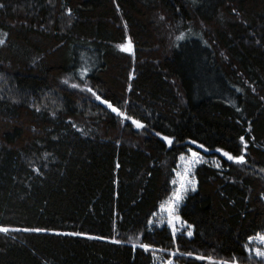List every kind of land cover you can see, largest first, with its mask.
Returning <instances> with one entry per match:
<instances>
[{"label": "trees", "instance_id": "obj_1", "mask_svg": "<svg viewBox=\"0 0 264 264\" xmlns=\"http://www.w3.org/2000/svg\"><path fill=\"white\" fill-rule=\"evenodd\" d=\"M0 40V227L44 230L0 233V264H264L226 252L264 231V0H0ZM189 149L221 168L195 167L174 242L149 221Z\"/></svg>", "mask_w": 264, "mask_h": 264}, {"label": "snow or ice", "instance_id": "obj_2", "mask_svg": "<svg viewBox=\"0 0 264 264\" xmlns=\"http://www.w3.org/2000/svg\"><path fill=\"white\" fill-rule=\"evenodd\" d=\"M182 37H178V39H180ZM4 41L0 40V44H3ZM116 47L119 49V51L121 52H126L128 54L132 53V43L131 40L128 39L126 40L125 43H121L116 45ZM84 78V73L82 72L81 74V79ZM131 78V75H130ZM65 84L68 83L67 80L64 81ZM72 88H77L78 85L76 84H72L71 85ZM82 91H87L90 92L91 95L93 97H95V99L97 101H99L101 104H104L107 108H109L113 113H115L117 116L121 117V120H131V123L137 128H143L144 125L142 123H140L139 121L133 119L130 116L125 115L124 113H122L117 107L113 106L112 103H110L109 101H107L106 99H102L100 96H98L96 94V92H94L91 88H82ZM157 135L159 136L160 133H157ZM161 139L164 140V142L166 144L171 145L172 144V140L166 136H161ZM190 144H195V141H189ZM240 143L242 145H244V147H247V145L245 144V138L244 137H240ZM198 148H202L203 145H197ZM191 151V149H190ZM205 151H207V149H205ZM217 152H220L222 156H224L227 160L231 161L232 163L238 164V165H242L244 164L245 161V155H244V150L243 148L240 150L241 154L240 155H233L228 151H223L220 148L216 149ZM185 157H181V160H184ZM201 157L199 156L198 152L195 151H191V158H190V162H189V168L185 169V172L183 174L181 173H177L178 177H179V184L180 186L175 188L172 196L169 197L168 200L164 201L161 205V211L163 212H167L168 214V226L170 228H172L173 231V241L175 242V233H176V229L174 227L175 222L179 221L181 224H183V221L180 220V217L178 215H176V210L179 207L180 202L183 200V196H184V192L187 191V185L189 183H191V181H188L186 179L187 173L190 171L191 167L195 164L200 162ZM177 181L173 180V184H176ZM262 199H264V196L261 197ZM155 215V213H154ZM149 223H151V221H149ZM191 227L192 225H187V228L189 229L187 232L188 236L192 235L191 232ZM10 231H24V232H42L44 231L43 229H10L8 227H0V233H3L5 235H7ZM63 234V233H61ZM66 235H80L79 233H67ZM90 239H92L93 237H89ZM253 239L258 240L260 243L264 244V234H260L258 233L257 236L255 238L253 237H249V244H251V242L253 241ZM113 243H120V241H112ZM132 247L135 249L137 247V245L133 244ZM139 247L143 248L145 251L149 250V245L147 244H140ZM248 250V249H246ZM255 252V255L261 259H264V250H261L259 248L254 249L253 250ZM186 255L191 256L192 253H187ZM195 259L197 260H207L208 264H228V262L226 261H217L215 260L213 257L209 256V257H203V256H196ZM169 264H171V262H169ZM232 264H236L235 259L233 258L232 260Z\"/></svg>", "mask_w": 264, "mask_h": 264}, {"label": "rangeland", "instance_id": "obj_3", "mask_svg": "<svg viewBox=\"0 0 264 264\" xmlns=\"http://www.w3.org/2000/svg\"><path fill=\"white\" fill-rule=\"evenodd\" d=\"M191 151L198 152L199 156L201 157V160H200V162L195 163L191 167L190 171L187 173L186 179L188 181H191V183H189L187 185V191L184 192L183 200L189 194H192L196 190V181H195V175H194V170H195L196 166H198L200 164H207V165H211V166L216 167V168H221V163H220V161L218 160L217 157L210 156V155H205L202 152H199L198 150H194V149H191ZM191 151L189 149L187 154L181 155L178 158V162H177L176 168L174 170V177L172 179V184H171L172 190H171V193H170L169 197L172 196V193H173L174 189L180 186L179 177H178L177 173L183 174L185 172V169L189 168V162H190V158H191ZM182 156L185 157L184 160H181ZM173 180H176L177 183L173 184ZM169 197L166 200H168ZM166 200H164V201H166ZM183 200L180 202L179 207L176 210V215H178L179 217H180L179 208L181 207V204H182ZM164 201H162L159 204V208L155 212V215L154 214L152 215V221H151L152 224H165V225L168 226V214H167V212L161 211V208H160V205ZM180 220L183 221L181 218H180ZM174 227L176 229V232H179V231L188 232V230H189L187 228V225L185 224L184 221H183V224H181L179 221L175 222ZM170 229L172 230V228H170ZM259 233L260 234H264V231L259 232ZM257 234H251L250 232L246 231V232H243L240 236H238L237 240H234L232 235H226V240H227L226 252L228 254H230V255H233L235 253H238V254L247 253V254L256 256L255 252L253 250L257 249V248H259L261 250H264V244L260 243L256 239H253L251 244H249V237L255 238L257 236ZM246 249H248V250H246ZM137 260H138L137 254H136V252L134 250L133 251V255L131 256L128 264H136ZM169 262H171V261H168V260L165 261L162 258H158L157 261L154 262V264H169Z\"/></svg>", "mask_w": 264, "mask_h": 264}]
</instances>
